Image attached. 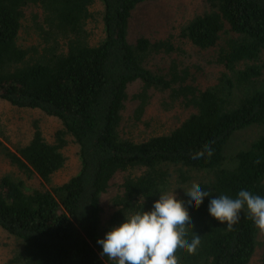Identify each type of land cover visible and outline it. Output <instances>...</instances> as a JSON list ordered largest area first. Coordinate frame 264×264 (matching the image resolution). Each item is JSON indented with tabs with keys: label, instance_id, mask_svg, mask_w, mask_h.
<instances>
[{
	"label": "trees",
	"instance_id": "trees-1",
	"mask_svg": "<svg viewBox=\"0 0 264 264\" xmlns=\"http://www.w3.org/2000/svg\"><path fill=\"white\" fill-rule=\"evenodd\" d=\"M93 1L0 0V100L61 124L52 141L35 126L24 143L1 146L27 179L0 177V229L19 243L0 264H114L100 255L97 239L172 190L191 217L187 239L194 232L201 241L194 254L177 249L179 264H248L259 228L247 209L229 229L208 213V204L241 189L264 197V0H202L204 9L177 34L187 49L168 37L128 39L134 9L156 0H100L99 12ZM94 20L102 22L103 36L91 41ZM208 52L219 70L205 80ZM158 54L171 58L151 65ZM135 83L140 89L131 93ZM153 90L177 99L185 117L164 133L135 138L127 123ZM253 126L262 130L247 143L235 142ZM66 135L78 145L80 167L50 185L64 161ZM205 144L214 150L211 158L193 159L190 153ZM31 177L44 184L29 189ZM193 182L211 192L199 208L184 192ZM108 192L105 222L101 196Z\"/></svg>",
	"mask_w": 264,
	"mask_h": 264
},
{
	"label": "rangeland",
	"instance_id": "rangeland-1",
	"mask_svg": "<svg viewBox=\"0 0 264 264\" xmlns=\"http://www.w3.org/2000/svg\"><path fill=\"white\" fill-rule=\"evenodd\" d=\"M205 5L202 0H156L139 4L133 11L129 23L128 39L134 41L139 36L148 37L151 40L168 37L174 45H181L187 49L186 43H181L177 39L180 26L184 24L195 13H199L204 9ZM92 9L99 12L101 9V1L94 0ZM88 27L92 31L91 41H96L103 36L102 22L100 20L91 21ZM174 50L172 53L174 54ZM191 52V51H187ZM172 54V55H173ZM213 53L208 52L205 63L203 64V76L205 80L213 79L219 67H214ZM174 56V55H173ZM163 57V59H162ZM171 56L167 57L170 59ZM163 55L158 54L150 59L151 65L163 66L169 60ZM207 60H209L207 62ZM216 70V71H215ZM140 85L135 83L131 93L138 91ZM145 106L139 116L132 117V122L127 123L128 133L135 138H145L148 135L164 133L177 124L186 114V109L177 99H171L166 94L153 90L148 96H144ZM134 106L131 100L126 103L125 114L130 115V111ZM35 126L41 130L42 136L52 141L54 133L61 127L60 121L52 116L44 114L42 111L32 108H18L10 105L4 100H0V177L2 175H11L15 178L23 176L17 167L11 165L1 152V146L5 144L10 149L20 145L28 140ZM261 127L253 126L238 132L233 139L235 142L241 141L247 143L254 138L260 131ZM65 145L62 147L64 161L62 166L56 170L50 179V185L61 184L74 175L79 167L80 161L78 156V145L72 141L69 135L65 137ZM27 182L29 189L39 187L42 183L38 177H31ZM25 179H27L25 177ZM47 185V183H46ZM112 192V191H109ZM101 196L103 206V219L106 222V212L110 207L109 201L111 193ZM113 193V192H112ZM103 223L100 227L103 230L107 223ZM105 234H102L104 238ZM19 243L13 236L8 235L0 229V263L8 259L17 250ZM264 248V232L259 229L258 245L256 251L252 255L248 264H259V255Z\"/></svg>",
	"mask_w": 264,
	"mask_h": 264
},
{
	"label": "clouds",
	"instance_id": "clouds-1",
	"mask_svg": "<svg viewBox=\"0 0 264 264\" xmlns=\"http://www.w3.org/2000/svg\"><path fill=\"white\" fill-rule=\"evenodd\" d=\"M213 154L214 150L208 144L190 153L197 160L211 158ZM184 192L194 208H199L204 198L211 195L196 182ZM245 208L254 225L264 232V197L249 190H239L235 198L219 195L210 199L208 213L231 229L239 222ZM192 227L184 201L178 199L172 190L161 193L150 211L135 212L110 228L103 239H97V243L102 246L100 255L114 264H179L175 255L177 249L194 254L201 243L200 235L193 231L191 241L187 239Z\"/></svg>",
	"mask_w": 264,
	"mask_h": 264
}]
</instances>
